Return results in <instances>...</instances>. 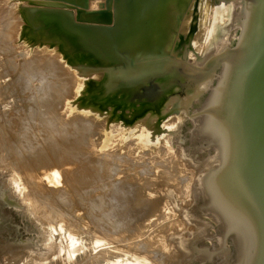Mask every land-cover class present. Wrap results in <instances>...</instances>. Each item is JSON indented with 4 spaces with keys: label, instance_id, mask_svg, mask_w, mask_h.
<instances>
[{
    "label": "rangeland",
    "instance_id": "1",
    "mask_svg": "<svg viewBox=\"0 0 264 264\" xmlns=\"http://www.w3.org/2000/svg\"><path fill=\"white\" fill-rule=\"evenodd\" d=\"M35 1L0 0V26L13 16L18 28L27 23L30 36L17 46L56 48L80 80L93 79L85 99L98 132L84 131L87 153L83 149L82 156L70 157L73 161H60L64 168L57 171L63 173L51 179L21 162L15 153L24 149L22 142L8 148L17 137L14 129L6 131L0 151V264H241L245 258L244 264L249 235L243 233L245 245L237 251L224 221L208 204L215 190L213 195L206 190L214 180L209 171L223 159L208 127L222 62L209 69L228 48L245 0H171L167 6L160 0V36L147 23L142 34L135 33L137 53L128 54V45L116 51L110 45L104 58L92 50L109 33L99 28L116 22V0H97L96 9L104 1L99 11H107L105 21L80 19L74 0ZM31 15L35 24H29ZM160 50L161 59H154ZM152 68L150 76L144 74ZM136 83L138 91H133ZM61 137V144L79 143L73 135ZM73 172L87 174L80 183L71 178Z\"/></svg>",
    "mask_w": 264,
    "mask_h": 264
},
{
    "label": "bare ground",
    "instance_id": "2",
    "mask_svg": "<svg viewBox=\"0 0 264 264\" xmlns=\"http://www.w3.org/2000/svg\"><path fill=\"white\" fill-rule=\"evenodd\" d=\"M31 1H34V0H31ZM42 1L43 2L45 1L48 3H56V4L57 3L68 4L67 3L68 0H39V2H42ZM74 1L76 2V4L74 6H76L77 8L80 9V14H79L80 19H82V20H84V19L85 20H93V21H98V20L105 21V20L109 19L107 14H105L106 10L104 11L103 14L100 13L103 11H99V7L101 6V4L104 3V1H103V3L100 4L98 9H96L97 4L100 3L101 0H100V2L97 0H74ZM158 1L160 2V0H158ZM69 2H70V0H69ZM116 4L118 5L116 8L119 11L117 18H116V21H121L124 17H126L125 7L128 4H126L125 0H116ZM103 6H105V5L103 4ZM161 8L163 9L162 5H160V8H157L156 10L159 12H162L163 10ZM73 11H75V10L73 9ZM153 11L152 12L150 11L151 15L154 14ZM12 12L14 14V9L12 10ZM38 14L41 15L40 13H38ZM138 16L139 15L137 13L134 14L135 19H137ZM57 17L58 16H56V18ZM2 18H5V17L2 16ZM13 18L14 19L13 20L11 19L10 22H8V23H6V21H4L3 26H0L1 27L0 28V151H1V149H3L2 147L5 144V142H1V141L5 138L4 136L7 135L6 131L7 130L13 131L12 129H14L15 130L14 132L16 134L13 132L14 133L13 135H16V136H13V138L17 137L16 138L17 141L15 140L16 143L8 145V148L18 147V145L22 142V145H23L22 148H24V149H21V152L19 150L20 153H18V152L15 153L16 155L18 154L21 162L23 161L24 162L23 164L25 166H28L27 168H29L30 171L32 169L36 173V171L38 170V176L39 177L45 178L46 176H50L51 179H53L52 178L53 174L58 175L59 173L62 172V170H60V172H58L59 170L57 171V169L60 168V166H62L61 168H64L63 167L64 165H62V163L66 162V160L73 161V160H70L71 159L70 157L78 158L77 155L82 156L83 149L86 152L85 148H86L87 144L86 145L84 144L83 140L85 139V137L82 136L84 131L89 132V131L95 130L96 132H98L97 127L96 126L94 127V125H92V124H96V120L94 119L93 115L90 114V112H89L90 108H89V105L86 104V99H85V94H86L85 89H89L91 87L93 79L86 78V79L80 80L74 74L73 71H71L69 68L66 67V63L63 60L62 55L60 54L61 52L59 53L56 50V48H51V47L48 48L47 46L44 47V50L39 48V47L26 48L23 45V43L21 45L19 43V45L17 46V43L19 42L20 39L27 38L30 35L28 34V31H27V29H28L27 23H25L24 28H22V27L18 28V25H17L18 19L16 20L14 16H13ZM59 18H61V17H59ZM124 19H127V17ZM129 19H130V17H129ZM3 20L4 19H0V22H3ZM28 21H29V24H31V23L35 24L34 23V21H35L34 15H31L30 18L28 19ZM147 23L153 24V19L152 18L147 19V20H145L144 23L135 22V24L133 25V29L123 30L124 33L130 34V38L127 37V35H125L126 37L121 38L120 41L116 40L117 36L114 35V33H113V36H111V35H109V33H107L106 34L107 38L104 40L103 44L101 46H96L92 50L93 53L96 56H98V58H104L107 55H109V53H110V52H108L110 45L113 47L114 51H116V48H117L116 46L119 47V45H120V47H122V46L128 45L127 46L128 49H126V52H128V54L132 53V52L137 53L138 47L136 45V42H134V36L135 35H133L132 33H133V31H136V33L139 32L142 34L141 29H143L144 25L145 24L147 25ZM59 24H60V26L64 25V23H60V22H59ZM7 25H9V27H7ZM70 25H71V23L68 22L67 28ZM16 27H17V29H16ZM61 32H63V31H61ZM64 32H65V30H64ZM164 35L166 37V33ZM65 42H67V40H65ZM82 43H84L83 45L86 47L85 42H81L80 44H82ZM46 44H48V43H46ZM45 49H46V51H45ZM59 50H60V47H59ZM126 52H125V54H127ZM118 53H120V51H118ZM99 55H103V56H99ZM121 55L124 56L123 53ZM154 70H156V68L146 69V73L144 70V74H146L147 76H150V73H152V71H154ZM6 81H8V82H6ZM137 84L138 83L135 84L133 91H138L137 90ZM10 98L12 100H10ZM76 98H79V100L74 102L73 100ZM10 102H12L13 105L9 106V108H5L7 105L10 104ZM72 108H76L78 111L71 112ZM10 112H12L13 116H15V117H12V114ZM143 120H145V119H143ZM208 120H209V122H208ZM208 120H207L208 127L210 129V132L214 136V131H213V126H212L210 114H209ZM207 122H205L206 125H207ZM12 124L15 125V126H13V128H12ZM142 124H144V122ZM4 130H5V132H4ZM10 133L11 132H9V134ZM56 133L59 134L58 137H56ZM61 134L65 135L66 138L67 137L71 138L73 135L75 137V139L77 141H79V143L81 144V147L79 146L80 145L79 143L76 145L73 143V141L72 142L69 141V139L65 144H61L59 141L62 138ZM8 136H9L8 138L10 139L12 135L11 136L8 135ZM209 137H210V135H209ZM214 138H215V136H214ZM11 140L14 141L12 138L10 139V141ZM214 140H216V139H214ZM7 141H8V139H7ZM219 151H220V158H223L222 160H224V162H225L226 159H225L221 149ZM13 156L15 157L14 154H13ZM164 158H165V156H164ZM9 159H7V160H9ZM17 159H18V157L16 159H14L13 161L16 162V161H18ZM60 161L62 163H59ZM167 161H165V162H167ZM217 162H219V163H217ZM217 162H215V166L216 165L221 166V164H223L222 163L223 161H221L220 159L217 160ZM163 163L159 162V164H161V167L165 165V164L163 165ZM212 165H210V166H212ZM14 167H16V166H14ZM65 167H67V168L69 167L68 163H67V166H65ZM81 167H82V165H81ZM175 167H177V166H175ZM19 168H20V166H19ZM21 168H22V166H21ZM205 168H206L205 170L207 171L209 168L208 165ZM22 169H24V167ZM69 169L72 170L73 168L69 167ZM64 173H65V171H64ZM86 174H87V172H86ZM85 175H79V174H77V172H73L71 174V178L74 180V182H78V181L80 182L81 179L84 180L83 178ZM170 176H171V174H170ZM56 177L58 178V176H56ZM71 178L69 179V181H71ZM48 179H49V177H48ZM36 181H37V179H36ZM39 181L43 182L42 179H40ZM49 181H51V180H49ZM59 181H60V176H59ZM51 182H53V181H51ZM205 182L206 181L204 180V183ZM207 186L206 187L209 191L208 190H206V191L209 192L210 195L211 194L213 195V192H211V190L212 191L215 190L213 184H212V187L210 185H207ZM51 187H53V186H51ZM39 189H40V186H39ZM53 189L55 190V188H53ZM29 192H30V190H29ZM183 193H184V189H183ZM54 194H56V192H54ZM150 198H148V199H150ZM142 199H143V197H142ZM142 199H140V201ZM145 199H146V197H145ZM153 201H154V199H153ZM29 202H30V200H29ZM150 203H152V202H150ZM146 204H147V202H146ZM208 204L211 205L210 207L212 210L216 211L215 213H216V216H218V219L224 221L223 223L227 227V232H229V235L232 236L231 239L234 238V239H232L233 245H235V249H237V251H238L240 246L245 245L244 234H243L245 232L236 223H234L225 213H223L221 211L216 195H213V197L210 196V203H208ZM152 206H150V207H152ZM31 208H32V206H31ZM151 209H153V208H151ZM45 211H46V209H45ZM151 212H153V211H151ZM57 215H56V217H57ZM54 218H55V216H54ZM149 221H150V219H149ZM157 221H159V220H157ZM237 238L239 239V241L236 240ZM246 245H249V244H246ZM242 255H243V253L241 254V257H242ZM240 260H241V258H240Z\"/></svg>",
    "mask_w": 264,
    "mask_h": 264
},
{
    "label": "water",
    "instance_id": "3",
    "mask_svg": "<svg viewBox=\"0 0 264 264\" xmlns=\"http://www.w3.org/2000/svg\"><path fill=\"white\" fill-rule=\"evenodd\" d=\"M125 2L127 19L100 29L111 36L114 33L120 41L125 35L130 38L123 30L152 18L155 34L159 35L162 12L156 9L162 1ZM165 40L168 43V38ZM161 53L156 52L154 59H161ZM221 62L209 106L214 136L226 160L209 171V176H213L221 211L249 235L244 264H264V0H245L228 48L212 59L209 71Z\"/></svg>",
    "mask_w": 264,
    "mask_h": 264
}]
</instances>
